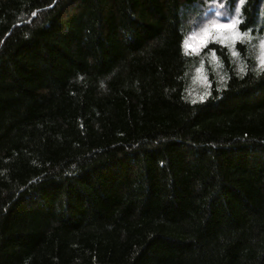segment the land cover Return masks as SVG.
<instances>
[{
    "label": "trees",
    "instance_id": "obj_1",
    "mask_svg": "<svg viewBox=\"0 0 264 264\" xmlns=\"http://www.w3.org/2000/svg\"><path fill=\"white\" fill-rule=\"evenodd\" d=\"M0 264H264V0H0Z\"/></svg>",
    "mask_w": 264,
    "mask_h": 264
},
{
    "label": "rangeland",
    "instance_id": "obj_2",
    "mask_svg": "<svg viewBox=\"0 0 264 264\" xmlns=\"http://www.w3.org/2000/svg\"><path fill=\"white\" fill-rule=\"evenodd\" d=\"M206 32L202 35H191L187 40V45L192 51L198 50L203 44L211 37H216L217 35L228 34L230 30L228 28L216 27L215 25L209 26Z\"/></svg>",
    "mask_w": 264,
    "mask_h": 264
},
{
    "label": "snow or ice",
    "instance_id": "obj_3",
    "mask_svg": "<svg viewBox=\"0 0 264 264\" xmlns=\"http://www.w3.org/2000/svg\"><path fill=\"white\" fill-rule=\"evenodd\" d=\"M232 25H217L216 27H225V28H227V27H231Z\"/></svg>",
    "mask_w": 264,
    "mask_h": 264
}]
</instances>
